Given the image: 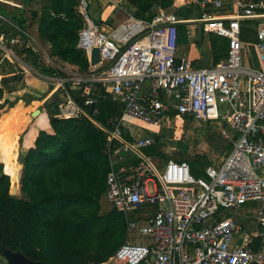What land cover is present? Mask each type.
I'll use <instances>...</instances> for the list:
<instances>
[{
  "label": "built area",
  "instance_id": "obj_1",
  "mask_svg": "<svg viewBox=\"0 0 264 264\" xmlns=\"http://www.w3.org/2000/svg\"><path fill=\"white\" fill-rule=\"evenodd\" d=\"M103 1L129 18L106 28L93 17V0H78L75 11L83 22L78 49L90 68L77 90L84 89L89 108L96 107L94 96L104 90V98L109 95L122 105V117L106 129L69 92L58 117L88 119L106 133L110 170L101 203L123 213L128 226L127 241L108 264H264V233L259 251L238 245L240 232L246 242L252 241L250 235L220 217L224 210L258 205L256 221L264 227V25L255 45L258 68L244 65L241 37L242 23L262 18L264 4L193 0L178 7L206 11L201 19L205 32L229 41L227 59L202 68L177 58L180 20L175 9H160L145 21L130 15L123 0ZM22 42L20 35L2 34L4 58L13 57L9 47ZM94 49L99 50L95 67ZM146 83L151 88L145 94ZM135 122L153 134L145 135L144 126ZM187 122L214 128L232 142L231 151L219 163L208 164L203 177L192 173L189 162L169 156L165 147L160 153L166 160L147 152L158 139L176 140Z\"/></svg>",
  "mask_w": 264,
  "mask_h": 264
},
{
  "label": "trees",
  "instance_id": "obj_2",
  "mask_svg": "<svg viewBox=\"0 0 264 264\" xmlns=\"http://www.w3.org/2000/svg\"><path fill=\"white\" fill-rule=\"evenodd\" d=\"M123 1L135 18L145 21H152L158 10L177 5L176 0ZM33 2L24 0L25 7H16L9 14L0 6V15L9 22L0 18V30L8 37L20 35L25 41L27 37L20 31L26 32L37 24L40 38L51 46L53 57L78 67L81 72H89L88 58L78 49L79 32L83 28L75 11L78 0H47L40 10L32 9ZM128 18L120 12L109 26L117 27ZM244 29L242 23V32ZM24 50L32 57L28 65L41 76L58 78L57 71L46 66L31 47ZM25 78L18 65L9 59L0 65V115L23 101L22 97L9 100L7 95L17 91ZM68 88L75 102L90 113V108L85 106L84 89L76 91L69 85ZM98 91L103 95L94 96L96 112L90 115L110 129L122 117V105L109 95L104 98V90ZM59 101L60 97L54 94L45 104L51 113L53 134L39 132L35 147L19 156L24 199L13 195V188L18 185H13L4 165L0 164V251L21 253L45 264H108L127 241L128 226L123 213L111 207L104 211L101 203L110 169L104 155L106 133L88 119L59 118ZM24 103L27 105L30 101ZM209 136L212 148H230L221 137ZM158 145L162 147V143ZM149 153L166 158L157 148ZM205 160L197 157L190 163L196 177L203 176L200 169L206 167Z\"/></svg>",
  "mask_w": 264,
  "mask_h": 264
},
{
  "label": "rangeland",
  "instance_id": "obj_3",
  "mask_svg": "<svg viewBox=\"0 0 264 264\" xmlns=\"http://www.w3.org/2000/svg\"><path fill=\"white\" fill-rule=\"evenodd\" d=\"M46 4L47 0H34L33 2V6L38 9L42 8V6ZM123 6L130 15L133 14L130 8L125 7V4ZM93 17H97L98 20L100 19L103 22L105 20L103 19V16L101 14L99 15V17L98 15L93 14ZM34 25H32L30 30L26 32L28 40H25V42H22L21 44H18L14 47H9V53L11 51L13 53V57L9 58V61L11 63L17 64L25 76L31 75V77H36V71L28 65L31 62L32 57L24 50L27 47H31L34 52H36L40 56L41 61L46 66L51 67L57 71L58 78L49 79L41 77L40 79L39 76H37L40 80L48 83V86L50 88L52 87L54 89L52 94L50 95L39 93V91L41 90L40 88L42 87L31 85L27 81H23L20 85H18L17 91H13L11 94L7 95V98L9 100H14L15 97H22L23 101L18 102L13 108L9 109V111L4 112L0 115L1 133H4L11 126L14 127L17 121V117H20L23 112L27 111L29 113H33L36 110L43 111L38 118L32 117V121L29 127L21 136V148L19 156L27 153L30 149L35 147L39 132L45 131L49 134H53L51 126V113L45 108V104L52 97L53 93L57 94L60 97L58 105L61 106L67 99L66 93H68L69 91L68 85L71 87V89L77 91V84L80 79H87L89 77V72H81L79 68L65 64L61 62L57 57H53L51 55L50 45L40 38ZM103 25L104 27L108 28V25L104 23ZM189 35L190 41L192 43L199 44L202 42V31L199 30L198 33L191 30ZM0 52L1 54H3V51L0 50ZM3 69L7 71L9 70L8 67H4ZM46 97L48 98L45 99ZM27 101H30V103H27L26 105L24 102ZM135 123L137 125L144 126L143 124L137 122ZM143 129L145 130L144 133H147L146 130H148L149 128L144 126ZM205 129L206 128L204 126L198 123H187L184 127V132L181 133L178 139L173 140L169 143H164L167 154L173 155L177 160L187 161L189 163H192L197 157H206V160L204 162L206 166L212 162L219 163L223 158L224 147L212 148V144H210V136L206 133ZM19 156L15 164L12 162L0 164L4 165L6 173L10 176L13 185H18L16 187L17 196L21 199H24L25 196L21 191L22 173L21 167L19 165ZM208 157H210L212 161H210ZM102 204H104V200L102 201ZM105 207H110V204L106 201L104 208ZM251 210L252 208L247 206L245 208H239L237 211L224 210L222 211V216L231 217L234 220L242 223L245 230L250 233L252 231H258V229L256 228V223H254V221L246 216L247 212ZM249 216L252 217L253 215ZM259 231L264 232V228H259ZM138 242L141 241L139 240ZM5 262V258L0 253V264H5Z\"/></svg>",
  "mask_w": 264,
  "mask_h": 264
},
{
  "label": "crops",
  "instance_id": "obj_4",
  "mask_svg": "<svg viewBox=\"0 0 264 264\" xmlns=\"http://www.w3.org/2000/svg\"><path fill=\"white\" fill-rule=\"evenodd\" d=\"M248 1L258 2V3L261 2L264 4V0H248ZM23 3H24V0H0V6L2 8H4V12L7 14H9V11H13L16 7H19V8L25 7V4H23ZM183 3L189 4V2H187V1L178 0L177 7L172 8V10L175 9V11H177V15H178L179 20H180V22L178 24L177 58L178 59L186 58L191 63H193L194 66L198 65L199 67H202V68H212L215 65L225 61L228 57L229 41L225 38L217 37L213 33L205 32V30L203 28V24L201 22V19H202V15L205 14L206 11H201L198 8H188V7H180L178 9V7ZM92 4H93L92 9H91L92 14L98 15V17L101 14L103 16V19H105L104 22L102 20L101 21L104 24L108 25V27H109L110 21L112 19H114L116 17V15H118L120 13L119 11H115L111 6L106 4L105 1H103V0H93ZM32 9L40 10V8L38 9L35 7H33ZM27 10H30V8H28ZM263 14H264V11H263ZM28 16H30V13H28ZM128 17H129V15H128ZM0 18L3 19L4 21H6L7 23H9L8 20L6 18H3L1 15H0ZM243 24L245 26V29L243 30L241 37H242V43L244 45V56H243L244 57V60H243L244 65L245 66L252 65L253 67L258 68L259 67L258 54H257V50H256L255 45L257 43V32H258L259 28L262 25H264V16L262 18H259L256 20H247V21L243 22ZM34 26H35L38 34H39L38 25L35 24ZM30 28L31 27H29L28 30H30ZM28 30H26V32ZM191 30L194 32H198V33H199V30L202 31V40H201L202 42L201 43L194 44L190 41L189 33ZM0 31H1L0 36L2 34H5L4 30H0ZM26 40H28V39L26 38ZM4 60H5L4 52H3V54H1V52H0V65L2 64V62ZM65 64H67V63H65ZM36 74H37L36 77H31V75L25 76L26 77L25 81H27L31 85H37L39 87H42V88H40L41 90L39 91V93H42V94L45 93L47 95L52 94L54 89L52 88V91L50 92V87L48 86V83L40 80L41 77L42 78H44V77L41 76L37 71H36ZM37 76H39L40 79ZM37 83H39V84H37ZM44 84H47V85H44ZM150 88H151L150 84L146 83L144 86L143 93H145V94L149 93ZM53 95H54V93H53ZM48 97H46L45 99H47ZM95 109H96V107H95ZM95 112L96 111L91 113V111H90L89 114L92 115ZM31 114L32 113H29L27 111L23 112V114L20 117H17V121H16L14 127L11 126L12 128L10 127L4 133L0 132V163L12 162L15 164L17 162V159H18V156L20 153V148H21L20 139H21V136L26 131L24 129L25 123ZM187 123H190V122H187ZM151 130H152L151 128L146 130L147 133L145 132V135L151 136L153 134ZM182 132H184V130L180 131L178 137H180ZM208 132L213 136H216V137L219 136L220 137V134L216 130H214V128H210L209 130H206L207 134H208ZM159 142L162 143V147H160L158 145ZM164 143H166V141H162V140L158 139L157 144L155 146L151 147L150 149H148L147 152L149 153V151L152 148H157V150L160 153V149L165 147ZM226 143L230 145V148H226V149L224 148L223 157L227 153H229L232 149V142L229 141ZM149 154L155 155L153 153H149ZM173 158L175 160H177L174 156H173ZM202 158H206V157H202ZM204 168L205 167L200 169V171L203 173V176H205ZM106 185H107V182H106ZM104 205H105V202H104L103 206ZM110 207H111V205H110ZM247 207H251L252 210L248 211L246 216L248 218H250L252 221H254V223H256V228L258 229V231H252L250 233L247 232L242 223L238 222L237 220H234L231 217L222 216V212L220 214V217L223 219H225V218L226 219H232L237 225H239L246 232L247 235H250V238L252 239L251 242H248V241L246 242L244 234L242 232H240L235 238L236 244H238V245L247 244L248 247L252 248L253 250L259 251L262 248V241H261L259 235L261 233H264V232L259 231V228H261L262 226H260L256 221V211H258L259 206L258 205H250V206L248 205ZM106 208L107 207H105V208L103 207V210ZM106 210H104V211H106ZM235 211H237V210H235ZM249 215H253V216L250 217ZM217 219L219 220L218 217H217Z\"/></svg>",
  "mask_w": 264,
  "mask_h": 264
},
{
  "label": "water",
  "instance_id": "obj_5",
  "mask_svg": "<svg viewBox=\"0 0 264 264\" xmlns=\"http://www.w3.org/2000/svg\"><path fill=\"white\" fill-rule=\"evenodd\" d=\"M99 64V50L98 49H94L93 53H92V63L91 65L93 67L97 66ZM91 113H93L95 111V106H91L90 108ZM42 114L41 110H37L35 113H33V117L34 118H38L40 115ZM13 195L17 196V188L14 187L13 188ZM0 253L3 255V257L5 258L6 262L5 264H45L42 262H35L32 261L30 259H28L27 257H25L23 254L21 253H13L9 250H2L0 251Z\"/></svg>",
  "mask_w": 264,
  "mask_h": 264
},
{
  "label": "bare ground",
  "instance_id": "obj_6",
  "mask_svg": "<svg viewBox=\"0 0 264 264\" xmlns=\"http://www.w3.org/2000/svg\"><path fill=\"white\" fill-rule=\"evenodd\" d=\"M37 111V110H36ZM35 111V112H36ZM35 112H33V113H35ZM33 113L28 117V119H27V121H26V123H25V127H24V129L25 130H27V128L29 127V125H30V123H31V121H32V115H33Z\"/></svg>",
  "mask_w": 264,
  "mask_h": 264
}]
</instances>
